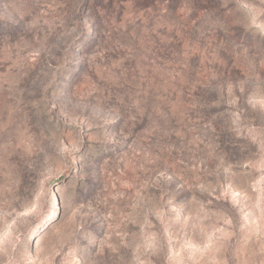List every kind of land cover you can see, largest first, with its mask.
Returning a JSON list of instances; mask_svg holds the SVG:
<instances>
[{
	"label": "rangeland",
	"instance_id": "obj_1",
	"mask_svg": "<svg viewBox=\"0 0 264 264\" xmlns=\"http://www.w3.org/2000/svg\"><path fill=\"white\" fill-rule=\"evenodd\" d=\"M0 264H264V0H0Z\"/></svg>",
	"mask_w": 264,
	"mask_h": 264
}]
</instances>
